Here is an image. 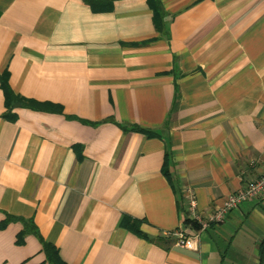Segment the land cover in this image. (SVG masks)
Returning a JSON list of instances; mask_svg holds the SVG:
<instances>
[{
    "label": "crops",
    "instance_id": "1",
    "mask_svg": "<svg viewBox=\"0 0 264 264\" xmlns=\"http://www.w3.org/2000/svg\"><path fill=\"white\" fill-rule=\"evenodd\" d=\"M158 3L0 0V264H257L264 192L167 233L264 171V0Z\"/></svg>",
    "mask_w": 264,
    "mask_h": 264
},
{
    "label": "built area",
    "instance_id": "2",
    "mask_svg": "<svg viewBox=\"0 0 264 264\" xmlns=\"http://www.w3.org/2000/svg\"><path fill=\"white\" fill-rule=\"evenodd\" d=\"M263 192L264 171L259 177L248 180L242 190L229 194L224 199L221 206L215 208V210L207 218H202V216L197 212V202L193 190L186 189L184 194V198L186 200L185 207L189 219L198 224V229L192 234H187L184 230L179 229L170 231L167 235L174 237L179 246L196 249L200 231L208 227L211 223L221 222L226 213L237 209L243 201L263 195Z\"/></svg>",
    "mask_w": 264,
    "mask_h": 264
},
{
    "label": "trees",
    "instance_id": "3",
    "mask_svg": "<svg viewBox=\"0 0 264 264\" xmlns=\"http://www.w3.org/2000/svg\"><path fill=\"white\" fill-rule=\"evenodd\" d=\"M150 2H151L152 9L154 12L156 27H157V29H162L161 11L159 9L158 0H150ZM5 84L6 83L2 82V85H3L4 90H5L6 98H8V97L14 98L12 96L11 92L9 91L8 86H5ZM43 248L45 249V251L47 253V260L49 261V264H65L59 258L58 254H57V250L54 247H52L49 244H44ZM257 251H258L257 264H264V237L259 242Z\"/></svg>",
    "mask_w": 264,
    "mask_h": 264
}]
</instances>
